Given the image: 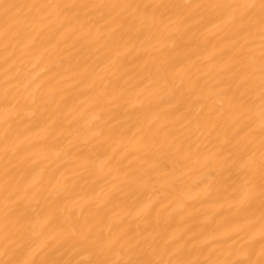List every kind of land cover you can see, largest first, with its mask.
I'll use <instances>...</instances> for the list:
<instances>
[{
    "label": "snow or ice",
    "instance_id": "1",
    "mask_svg": "<svg viewBox=\"0 0 264 264\" xmlns=\"http://www.w3.org/2000/svg\"><path fill=\"white\" fill-rule=\"evenodd\" d=\"M189 36L219 40L171 55ZM72 37L97 46L86 123L22 70ZM0 59V264H264V0H0ZM174 192L211 226L170 232Z\"/></svg>",
    "mask_w": 264,
    "mask_h": 264
},
{
    "label": "bare ground",
    "instance_id": "2",
    "mask_svg": "<svg viewBox=\"0 0 264 264\" xmlns=\"http://www.w3.org/2000/svg\"><path fill=\"white\" fill-rule=\"evenodd\" d=\"M81 2H87V0H81ZM143 2H149V0H143ZM159 2V0H156ZM163 2L172 3H203L208 2V0H163ZM219 37L208 36L206 39L203 37H198L192 39L190 36L185 37L181 43V46L176 49L175 52L170 53L171 55L183 56L189 50L193 51L196 55H199L201 51H208L217 44ZM75 37L64 40L63 42L52 41L48 44L40 47L31 56L26 58V62L22 66V70L27 72L33 78V86L35 83H39L40 80H47L48 78H53V82H59L57 84L60 89V95L65 98L64 114H67L69 109H74L71 111V115L68 119H76L81 123H86L95 119L99 115L98 110L91 105L92 90L90 89L91 80L88 75L81 76L80 73L84 71L88 65L93 64L95 58L96 45H90L86 40L81 39L78 43H75ZM167 41H162L157 44V47H162L167 44ZM147 47V46H146ZM158 53L149 49L148 51H140L136 54V58L132 59L130 57L131 63L127 65L131 69L135 64L139 63L144 59H148L149 56H156ZM162 55V54H161ZM40 57H43L41 60ZM89 57L93 59L90 60ZM195 58V56H193ZM87 61V63H86ZM37 65L32 68L31 65ZM4 67L5 65L0 59V85L3 84L4 79ZM96 71L99 68L93 65ZM51 69V70H49ZM91 71V69H90ZM37 74H39V79H36ZM133 73L130 71L129 75ZM123 83V81H120ZM137 99L143 100L144 97L137 98L136 96L130 97V102L134 103ZM2 115V113H0ZM106 118V117H104ZM3 128L0 126V134H2ZM39 145L37 148L39 149ZM116 145H113L115 148ZM57 163H60L59 161ZM99 165V160L97 161ZM103 181H97L96 191L99 192V188ZM149 193H145L147 196ZM187 195L183 196L179 193H172L168 196L167 200L160 201L155 204V213H160L165 206L171 204L167 207L165 211L162 212L164 220L167 221L169 225V231H185L189 235L191 233L199 231L205 225L211 226L209 217L202 214V212H207L210 214L211 209L206 206L201 205L197 201H191L185 205L184 201ZM123 214L124 211H135V206L129 203V207L126 209H117ZM218 220L219 217H216ZM191 230V231H188ZM84 258V254L81 257Z\"/></svg>",
    "mask_w": 264,
    "mask_h": 264
}]
</instances>
